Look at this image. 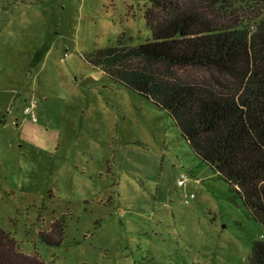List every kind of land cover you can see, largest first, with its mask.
<instances>
[{"label":"rangeland","instance_id":"rangeland-1","mask_svg":"<svg viewBox=\"0 0 264 264\" xmlns=\"http://www.w3.org/2000/svg\"><path fill=\"white\" fill-rule=\"evenodd\" d=\"M221 1L207 14L250 28L264 14ZM150 6L0 0V227L23 253L51 264H250L264 240L169 112L89 61L119 36L150 40ZM55 221L61 241L49 245L40 232Z\"/></svg>","mask_w":264,"mask_h":264},{"label":"trees","instance_id":"trees-1","mask_svg":"<svg viewBox=\"0 0 264 264\" xmlns=\"http://www.w3.org/2000/svg\"><path fill=\"white\" fill-rule=\"evenodd\" d=\"M249 1L264 10V0ZM221 2L150 0L151 39L128 45L119 36L89 61L168 111L196 156L264 226V14L252 28L207 14ZM61 234L58 221L40 232L49 245ZM0 264L51 263L20 251L0 227ZM250 264H264V240L253 243Z\"/></svg>","mask_w":264,"mask_h":264},{"label":"built area","instance_id":"built-area-1","mask_svg":"<svg viewBox=\"0 0 264 264\" xmlns=\"http://www.w3.org/2000/svg\"><path fill=\"white\" fill-rule=\"evenodd\" d=\"M33 108H34V104L31 103L30 105H27L26 108H25V111L26 112H29L31 114V117L33 120H36V116H35V113L33 111ZM185 178L184 179H181L178 181V185H182L183 182H184Z\"/></svg>","mask_w":264,"mask_h":264}]
</instances>
